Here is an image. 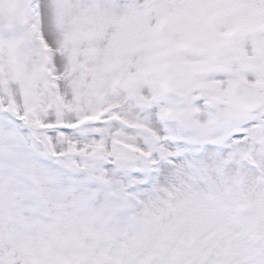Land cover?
I'll use <instances>...</instances> for the list:
<instances>
[{"label": "snow or ice", "instance_id": "obj_1", "mask_svg": "<svg viewBox=\"0 0 264 264\" xmlns=\"http://www.w3.org/2000/svg\"><path fill=\"white\" fill-rule=\"evenodd\" d=\"M0 264H264V0H0Z\"/></svg>", "mask_w": 264, "mask_h": 264}]
</instances>
